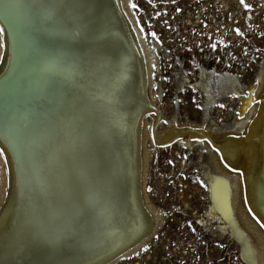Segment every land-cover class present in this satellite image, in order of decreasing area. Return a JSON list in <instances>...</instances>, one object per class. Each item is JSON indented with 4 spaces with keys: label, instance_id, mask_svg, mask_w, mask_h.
<instances>
[{
    "label": "bare ground",
    "instance_id": "bare-ground-1",
    "mask_svg": "<svg viewBox=\"0 0 264 264\" xmlns=\"http://www.w3.org/2000/svg\"><path fill=\"white\" fill-rule=\"evenodd\" d=\"M13 2L19 5L12 17L17 50L13 52L8 49L10 60H0V146L6 150L7 159V165L2 168V180L8 187L7 194L4 191L0 201V264H40L39 260L43 257H54L52 263L56 264L57 253L58 259H71L67 264H108L116 260L120 253L125 255V252L131 251V247L137 246L145 234L132 232L135 227L144 224L145 215L134 203L126 180L131 170L126 163L130 161V154L127 155L131 144L129 138L133 136L132 128L135 125L133 108L128 101L141 96L142 81L134 45L120 19V6L117 0H64V15L78 18L83 27L73 23L67 35L44 32L34 37L29 6L35 0ZM0 27L5 28L7 38L8 26L0 22ZM22 53H27L28 57H22ZM64 57H73L76 61L75 80L78 88L64 84V77L52 63ZM45 59L49 62L46 63ZM117 76L121 77L119 82ZM52 81L63 84L66 90L77 96L94 94L100 98L92 105L87 118L91 133L60 146L61 159L68 165L67 175L63 173L60 162L50 161L39 178L38 195L35 205H32L29 203L32 193L21 191L17 173H13L12 167L16 169V163L13 164V153L8 150L11 151V148L10 139L5 138V120L8 117L29 121L42 119V109L37 112V103H41L43 109L44 102L53 104ZM25 83H31V91L23 87ZM251 91L248 92V99L242 102V113L251 104L254 96ZM260 95V103L242 134H229L216 139L208 133L184 127H172L161 134H153L155 141L160 143H168L178 137L188 141L203 137L216 151L219 149L218 156L223 164L232 170H239V180H235V197H231L232 190L218 181L221 176L215 175L217 180L212 177L215 180L211 183V199L231 223L232 233L241 240V254L249 264H262L264 251V228L260 226L264 224V203L261 200V191L264 190V88ZM150 104L152 109L142 114L140 112L141 117L150 112L157 116V107ZM142 105L144 100L134 106L135 114ZM130 114L133 117H128ZM156 122L154 118L153 126ZM127 126H130L129 132L126 131ZM80 130H84L83 122ZM97 153L99 161L95 162ZM87 180H91L103 192L108 207L106 214L81 207L79 200L70 195L74 184H79L83 189ZM233 204L237 208L239 206L241 213L244 207L249 209L253 220L260 223V228H256L261 245V249L259 247L260 250H257L258 259L253 246L250 248L248 244L249 234L231 216ZM132 205L138 208L137 215L132 219L129 216L126 222ZM21 217L31 221L33 233L42 238L59 237L58 243L55 246L46 245L34 236L24 235L20 227ZM255 221L253 224L257 225ZM246 222V226L254 228L247 217ZM73 225L83 232L79 243L73 242L70 235ZM96 241L102 243L100 250L86 254L93 251ZM58 247H62V250L58 251ZM110 252L114 254L108 259L104 258Z\"/></svg>",
    "mask_w": 264,
    "mask_h": 264
},
{
    "label": "rangeland",
    "instance_id": "rangeland-1",
    "mask_svg": "<svg viewBox=\"0 0 264 264\" xmlns=\"http://www.w3.org/2000/svg\"><path fill=\"white\" fill-rule=\"evenodd\" d=\"M132 2L137 4L136 9L128 6V0H117L120 19L136 51L142 81L141 96L128 103L133 109L142 100L144 105L136 114L132 109L135 125L129 138L130 161L126 163L131 170L126 180L134 203L145 215L144 224L130 230L145 234L137 246L121 256L126 259L119 257L108 264H249L241 254V240L232 233L231 223L211 199V183L219 175L222 178L218 181L232 190L231 197H235L237 171L223 164L218 152L203 137L189 141L178 137L160 143L153 134L172 127L197 130L216 139L243 133L257 106L253 100L260 99L264 88V36L261 35L264 0H245L252 5L251 10L244 9L239 0ZM236 28L244 35H238ZM152 32L156 33L155 37ZM214 42L215 49L210 47ZM5 48H0V60H10V49ZM250 89L254 96L242 113V102L248 99ZM150 102L157 107V116L150 112L141 117L143 112L152 109ZM154 118L157 122L153 126ZM129 129L127 126L126 131ZM8 150L13 153L12 149ZM12 159L15 164L13 154ZM4 160L5 157H0V201L4 191L8 192L2 180ZM94 161H99L98 153ZM12 168L17 173L15 166ZM233 205L231 216L249 234L248 244L250 248L253 246L258 259L257 250L261 245L256 228H260V223L253 220L249 209L244 207L241 213L239 206ZM137 207L132 205L126 222L129 216L136 217ZM246 217L253 229L246 226ZM93 244L95 248L89 245L93 251L86 254L100 250V241ZM145 244L149 248L141 252ZM58 249L61 251L62 247ZM112 252L104 258H110ZM56 256V264L71 261L58 259V253ZM54 260V257H43L39 262L54 264Z\"/></svg>",
    "mask_w": 264,
    "mask_h": 264
},
{
    "label": "snow or ice",
    "instance_id": "snow-or-ice-1",
    "mask_svg": "<svg viewBox=\"0 0 264 264\" xmlns=\"http://www.w3.org/2000/svg\"><path fill=\"white\" fill-rule=\"evenodd\" d=\"M151 2L152 0H149V3ZM239 4L246 10L252 8V5L246 3L245 0H239ZM128 6L132 9L137 8V4L133 3L132 0H128ZM18 7L19 5L13 0H3L0 3V22L8 26L7 38L5 37V28L0 27V48L8 47L13 52L17 50V42L12 17ZM65 7L64 0H35L29 6L34 37L44 32L67 35L73 23L82 28L83 24L78 18L64 15L63 9ZM176 11L179 12L180 9L177 8ZM136 23L139 24V21H136ZM139 30L144 31L143 28ZM235 31L240 36L244 35L240 28H236ZM151 35L155 37L156 33L152 32ZM261 35L264 36V32ZM210 47L215 49L217 43H212ZM20 55L28 57L27 53ZM45 62L48 63L49 61L45 59ZM52 63H54L56 71L64 77V84L72 85L73 89L79 87L75 80L76 61L73 57H64ZM152 67L155 68L156 65H152ZM120 79L121 77L117 76V82ZM153 86L155 87V85ZM23 87L27 91H31L32 85L31 83H25ZM50 87L54 101L52 105L42 109V119L29 121L8 117L5 120V138L10 139L9 147L12 149L13 155L16 156L17 182L22 192L32 193L29 200L32 205H35L38 195L39 178L50 161L57 160L60 162L63 173L67 175L68 165L61 159L60 146L66 141L75 142L76 139L91 133L92 129L87 118L92 105L100 98L94 94L77 96L72 91L66 90L63 84H58L55 81L51 82ZM232 95H236V93H232ZM253 103L258 104L260 101L253 100ZM220 107H224V105H220ZM82 122L84 123L83 131L80 130ZM0 157H5L4 163L7 165L6 153L2 148H0ZM234 171L239 170L234 169ZM85 185L81 189L79 184H74L70 189V195L79 200L81 207L98 210L101 215L106 214L108 207L103 192L95 187L91 180H87ZM261 200L264 203V190L261 191ZM23 211L24 205L22 204L21 212ZM30 225L31 221L24 217L20 218V227L24 235L34 236L46 245L55 246L58 243L59 237L42 238L32 232ZM260 226L264 228V224ZM70 235L73 242L79 243L82 241L83 232L81 228L73 225ZM148 248L149 245L145 244L140 251L142 252ZM133 255L136 256L139 253H133ZM121 259L126 258L121 257Z\"/></svg>",
    "mask_w": 264,
    "mask_h": 264
},
{
    "label": "water",
    "instance_id": "water-1",
    "mask_svg": "<svg viewBox=\"0 0 264 264\" xmlns=\"http://www.w3.org/2000/svg\"><path fill=\"white\" fill-rule=\"evenodd\" d=\"M48 102V101H47ZM47 102H44L43 104V106H44V108L45 107H47V106H50L51 105V102L49 103V104H46ZM148 106H149V104H147ZM36 109H37V112L39 113V110H40V112H41V109H43V107L41 106V103H37V107H36ZM134 246V245H133ZM131 249H132V247H131ZM118 256V255H117ZM121 256H123V253L121 254L120 253V256H118V257H116L115 259H117V258H119V257H121Z\"/></svg>",
    "mask_w": 264,
    "mask_h": 264
}]
</instances>
